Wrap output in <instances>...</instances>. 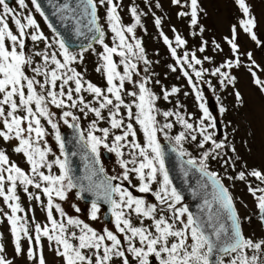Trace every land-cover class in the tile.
Here are the masks:
<instances>
[{"label": "snow or ice", "instance_id": "6c2138e0", "mask_svg": "<svg viewBox=\"0 0 264 264\" xmlns=\"http://www.w3.org/2000/svg\"><path fill=\"white\" fill-rule=\"evenodd\" d=\"M173 2L179 4L180 0H173ZM236 2L244 16L248 17L241 21V28L249 34L253 41L259 44L253 31L256 27V21L251 17L248 5L245 0H236ZM17 3L20 9H27L28 7L25 0H17ZM31 4L41 16H45L39 0H31ZM99 4L108 6L107 20L111 32L114 34L113 40L116 42L114 47L104 44V32L97 23L96 0H79L75 8L64 4L58 11L69 19L77 14V10H82L81 17L84 15L91 17L89 23L94 26V31L97 34L92 39L104 45L102 55L104 63L97 71L102 70L106 75L108 95L92 83H87L86 88L84 87L81 74L75 68L70 67L71 64L77 61L78 56L69 51L64 40L57 38L49 44L47 38L40 32L39 25L31 13L25 15L23 12H16L6 0H0V6H2L0 8V120L3 123L0 138H3L6 142L13 139L18 141V146L14 148V151L23 153L31 166L32 173V175H28L14 163H10L5 151L0 150V197L3 198L11 210V214H5V216L15 238L16 254L21 255L23 253L20 243L22 238L28 239L30 245L33 240V236L29 233L27 219L18 215V213L24 211L19 203L20 197L17 195V185L19 184L23 186V190L28 194L30 200L39 201L40 196H33L28 191L29 186L41 189L47 197V218L51 228L47 226L42 228L40 224H36L34 239L36 245L40 244L42 236L47 237L49 241H54L57 246L55 249L56 255L63 258L64 264H114L116 261H118V264H132L133 261L135 264H152L150 258L158 261V264H264V239L254 241L243 235L240 218L237 215L228 189L223 186L217 174L207 171L206 162L209 156L213 155V151L223 148L224 144L213 139L214 133L210 132L209 129H215L216 122L203 102L202 92L184 67L187 65V68L192 69L199 79L202 77L204 69L196 70L195 65H200L201 60L197 59L195 53L191 55V58H189L187 52L184 53L183 57H179L177 49L171 46V42L166 36L164 37V42L169 45L176 64L180 66L183 75L188 78L189 84L195 90L196 99L200 101L199 107L203 113L199 124L194 126L193 123L188 122L179 113L164 112L163 116L166 120L168 117L175 115L177 121L185 130L174 137H170L168 132L171 131L173 125L172 123H164L162 126H158L154 114L159 111L154 107L157 96L146 87L147 79H143L138 84V95L136 92L128 93V95L135 98L132 105L125 104L122 99L121 93L125 81L132 82V73L136 69V64L132 63L130 57L135 56L136 59L143 60L145 64L149 63L144 57L141 42L136 40L133 45L126 40L125 33L134 34V28L140 24V16L137 14L136 8L131 9L136 24L125 27L122 25L117 11L119 3H114L113 0H99ZM197 8L198 0H191L192 25L197 24ZM184 14L180 13V15ZM45 19L47 20L46 16ZM9 20L15 25L18 34L13 33L9 26ZM155 22L157 26L160 25L159 19ZM49 27L51 28L52 25L49 24ZM28 29L33 30L31 34L27 31ZM232 31L233 35L229 43L233 53H238L239 48L235 42V27ZM26 39H30L32 42L43 41L47 49H51L53 44H58L59 55L63 57V61L57 58L56 51L49 52L46 50L35 53L36 56L42 57L43 64L33 67L32 71L37 76L44 77L43 83L26 75V69L33 65L31 55L25 53ZM6 41L10 44H6ZM175 41L177 46L185 44V41L179 35L175 37ZM134 49L138 51H134ZM200 51H204V48L202 47ZM113 55L122 58L120 63L123 64V74L117 70L118 66L113 60ZM247 56L249 60H252L251 53H248ZM79 57L82 60V53L79 54ZM239 64L240 60L237 58L235 62L229 61L222 67L232 68L239 66ZM252 66H256L254 60ZM249 70H251V66ZM172 71H176V68L173 67ZM211 74H219L222 77L220 81L222 85L225 84V80L232 83L234 79L221 71L220 68H216ZM253 76H255V73H253ZM57 81H60L59 91L56 90ZM115 81H119V84L117 85ZM69 82H73L75 87H68L65 91V86H68ZM255 82L264 91V81L256 79ZM37 86L46 90V95L38 93L36 91ZM82 91L93 94L97 98L96 103L99 106L93 107L86 103L83 96H79ZM177 91V88H173L171 92L165 91L164 99L167 100L170 95ZM73 92L79 96L78 100L74 99ZM236 96L239 100L240 95L238 92ZM66 101L70 103H66ZM49 103L56 108H77L80 105L79 111L81 113H85V115L87 112L94 113L98 120L104 119L102 110L111 106L109 108L110 127L111 129H120L122 134H113L112 142L109 144L110 129L107 127L99 128L96 122H93L86 139H84L82 133L81 139L84 145L90 149V152L95 154L97 162L101 146L109 152H114L117 157L124 155L122 149H128L130 159L120 160V165L124 169L122 181H128L131 185L130 176L134 173L139 182L138 186L133 185L136 187V191L151 193L155 200L159 202V211L156 204H148L144 198L134 196L133 192L129 188L123 187L122 184L113 185L112 181L120 180L121 177H106L100 183L95 184V188L99 189L95 195L97 199H102L110 205L115 228L120 236L118 237L117 234L109 230H105L104 234H98L88 224L70 217L66 221L67 225L78 227L80 234L67 233L65 223L53 217V208L60 214V217H65L64 210L59 204H54L53 198L55 196L59 200H65L67 193L77 187L81 191H92L93 176L96 175V171L94 170L91 175L84 178L88 181V185L85 186L83 181L71 175L67 158L61 160L57 157L54 163L59 168L60 174H51L53 163L48 162L46 159L51 149L42 150L38 146L40 138L45 135L40 117L46 119L51 128L56 130V140L60 145L62 154L65 146L61 140L58 125L53 120L54 114L49 111L47 106ZM33 104L35 105V111L32 107ZM5 106L10 110L6 112ZM122 106L127 109L128 119L132 120L134 118L135 123L140 126L146 144L142 145L137 142V132L132 123L125 124L122 118H118ZM133 106L137 109L135 114L132 110ZM20 110L25 113L23 117L17 115ZM224 111L225 109L221 107L220 112L223 113ZM61 118L69 127L79 128V125L75 123L79 120V117L74 115L72 111H63ZM68 118H71L72 123ZM205 121H208L207 125ZM96 132H100L102 135L97 136L95 135ZM158 132L163 133L165 138L174 144L175 147L172 150L178 151L181 157L190 156L184 150L183 142L189 137L191 141H197V134L195 133L202 137V142L198 144L200 148H204L207 142H212V151L204 152L199 160L189 158L186 161L189 166L197 168L203 175L207 176L214 186L212 200L205 199L204 201L202 212L206 213V217L204 215L196 217L189 212L188 208L177 207L178 204H181V195L174 187H170L171 181L165 169V152L158 141ZM33 133L35 134V140L32 138ZM129 137H132V139L129 140ZM232 151H235V149L233 148ZM216 155H219V153H216ZM213 158L216 157L213 156ZM129 165H132V167H129ZM41 168H47L49 174L46 175L43 171H40ZM98 171L102 172L103 169L101 168ZM158 175H162L163 180L160 183L159 190L152 191V183L157 181ZM249 175L264 183V174L259 170L253 169ZM237 178L244 180L245 173L240 172ZM41 182H43V187ZM6 183L10 185L7 190H5ZM249 191L257 200L261 221L264 222V194L256 196L257 192L264 193V188L249 186ZM76 211L79 212L80 209L76 208ZM99 211L98 204L93 202L90 218L96 220ZM165 213L168 215H165ZM185 215L187 216L186 220L184 219ZM133 216L141 218L139 219L141 226H134ZM144 218L153 222L154 230H149L148 227L143 226ZM227 222H230V225ZM177 223L182 227H177ZM120 237L123 238V244ZM71 240H78V244H73ZM88 249L92 250L91 256L84 251ZM4 252L5 249L0 244V264H12L3 255ZM226 256L230 259L225 262L224 258ZM27 257L37 260V264H45L42 250L37 252L29 247Z\"/></svg>", "mask_w": 264, "mask_h": 264}, {"label": "rangeland", "instance_id": "374dc122", "mask_svg": "<svg viewBox=\"0 0 264 264\" xmlns=\"http://www.w3.org/2000/svg\"><path fill=\"white\" fill-rule=\"evenodd\" d=\"M114 3H119V7L117 9L118 14L121 19L122 25L125 27H130L136 24L134 17L131 14V9L133 7L136 8L137 14L140 16V24L136 25L134 28V34L125 33L126 40L129 43L135 44V41L139 38L148 37L147 40H140L142 43V47L144 49V57L149 61L148 64H145L143 60L136 59L135 56H131L130 59L132 63L136 64V69L132 73V82L128 81L125 83V91L122 96L124 97V101L126 104L132 105L135 98L133 96L128 95L129 92H136L139 94L138 84L143 80L147 79L148 83L146 87L150 89V91L157 95L160 86L157 87L154 82L157 80L160 84H165L169 82V78L171 76H166L165 68L166 65H171L176 68L174 61L171 60L170 56H166L165 51L160 42L159 34L156 30V20H160V33H163V38L166 36L168 40L171 42V46L178 50H183L181 46H177L175 37L179 35L184 41L186 48H190L192 44H196V48L204 46L206 49L214 48V46L221 48L224 52V55L230 57L229 50H227L226 45L231 47L229 41L232 39L233 35V27L236 29V44L238 45L239 52L235 53L237 58L240 60V65L243 66L239 71H231V76L234 77L235 83L232 88V91H225L224 93L228 96L229 101L230 97L234 93H239L240 99L238 100L240 103L237 104L236 109L232 107V103H229L231 106V121L233 123V132L230 135L233 136L235 146V151L232 153H227V158L223 159L226 162V165L222 167V178L224 187L228 189L229 194L231 195L237 215L243 221L242 225V233L246 238H251L254 241H259L264 239V232L261 230L258 221L256 220V215L258 213L257 200L249 191V186L252 188H264V183L257 180L255 177L249 175V173L255 169L259 170L262 174H264V91L261 90V87L256 84V79L264 81V0H245L246 4L249 7L250 12L252 13V18L256 21V37L257 41H250L246 35H243L240 29L238 28V22L240 19H245L243 13L236 2V0H198V12H197V24L192 25L191 23V0H180L179 4L173 2V0H113ZM25 3L28 5L27 9H20L17 0H12L11 8L16 12H23L25 15L31 13V15L36 20L39 25L40 32L47 38V42L51 44L53 42V38H51V34L45 27L42 22L40 16L36 12L34 6L31 4L30 0H25ZM97 3V18H99V27L104 32V44H107L109 47L116 46V42H114L113 37L114 34L111 32L110 25L107 20V5L101 6L99 4V0H96ZM2 8V6H0ZM180 13H185L184 15H180ZM145 19V21H143ZM239 19V20H238ZM134 20V22H132ZM22 22H24L22 20ZM9 26L12 29L14 34H18L15 25L9 20ZM202 29V30H201ZM30 34L33 31L32 29L27 30ZM118 42V41H117ZM25 43L30 44V48H25L26 55H31L33 59V65L26 69V75L29 77H34L36 80H39L43 83L44 77L37 76L33 71V67H38L43 64L42 57L36 56V52H44V51H56L57 58L63 61V57L59 55V48L56 44H53L51 49L46 48V44L43 41L32 42L30 39H26ZM6 44H10V42L6 41ZM104 45L99 42L95 44L90 51L89 55L82 56V60L78 56V59L75 63L71 64L70 67L75 68L77 72L81 75L83 74V70H86L87 73V81L92 83L95 78V72L93 70V64L89 59L95 58L97 62L101 64L104 63L102 60V55L104 53ZM232 50V49H231ZM134 51H138L135 50ZM233 52V51H232ZM252 54V60L248 59L247 54ZM121 57L117 55H113V60L117 64V70L123 74V64L120 63ZM255 61L256 66H252V61ZM171 62V64H170ZM251 66V70L250 69ZM54 67V66H50ZM147 69V70H145ZM176 75L178 74L182 78L177 81V87L179 90V94L176 95L173 101L176 103V106L181 110V114L184 116H193V120L197 122V120L201 116L197 111V108L200 109L199 104L200 101L196 99V92L193 89L192 85L189 84L188 78L183 74H180V70L176 68ZM255 73V76H253ZM156 74V78L154 75ZM159 74V75H158ZM165 75V77H164ZM170 82H173L170 78ZM93 84V83H92ZM197 84V82H196ZM60 81H57V91H59ZM68 87L74 88L75 85L73 82H69L68 86H65V91H67ZM197 87L200 89L203 95V102L211 113L213 119L215 121H219L220 118V109L218 108V99L211 93L206 92L201 85L197 84ZM36 91L38 93L46 94V90H43L37 86ZM26 92V89H25ZM74 93V92H73ZM90 96V93L88 94ZM181 97L186 98L188 100L184 101ZM84 100L86 99L83 96ZM164 96H159L157 102H155V109L162 110L166 106V100H163ZM235 98V97H234ZM18 101V97L16 98ZM79 99V97H77ZM177 99V100H176ZM221 100V99H220ZM138 102V101H137ZM221 103L222 100L220 101ZM198 105V106H197ZM50 106L52 109L51 105ZM33 110L35 111V105H32ZM6 112L8 109L5 106ZM124 110V109H123ZM133 113L137 111V109L133 106ZM174 110V109H172ZM228 110V107H227ZM51 113H53L50 110ZM106 113V112H105ZM18 116L23 117L25 113L20 110L17 112ZM107 115V113H106ZM199 116V117H198ZM125 124L132 123L134 129L137 132V142L142 145L146 144L145 137L143 135V131L140 129V126L135 123V119H128V116L122 117ZM70 122V118H68ZM41 125L44 128L45 135L43 138L39 140V147L42 150L51 149L48 152L47 157L52 155L54 158L59 157L61 159V151L59 143L56 140V130L51 128V125L48 124L47 120L41 118ZM54 122L58 125V130L66 128L67 124L63 121H57L53 117ZM101 128L103 124L101 123ZM194 121L192 123H194ZM93 121L87 119L86 124L91 125ZM26 127V124L24 125ZM109 128L110 125H108ZM0 130H3V123L0 120ZM117 132L110 131L109 137H113V134H118ZM210 132H213L214 138H219V135L215 134L214 129H209ZM121 132V130H120ZM83 137L86 139L88 134V128L86 132L83 131ZM160 134H162L160 132ZM159 134V135H160ZM102 133H98V136H101ZM33 140H35V134H32ZM157 138L159 142L167 141L170 143L168 139H160L158 134ZM129 140L132 137L128 138ZM224 137L222 136L219 139V143L224 144ZM110 142V139H109ZM111 143V142H110ZM160 143V144H161ZM174 146L172 143H170ZM18 146V141L13 139L10 141H4L3 138H0V150L5 151L6 155L9 158L10 163H14L21 170H23L26 174L32 175L31 166L27 161V158L23 155V153H16L14 148ZM224 149V147H223ZM108 151L102 146L99 148V160L102 166V169L107 177H121L120 180H116V184H122L123 187L129 188L130 191L133 192L134 196L139 198H144L148 204H156L159 211V202L155 200V197L151 195V193H140L136 191V187L138 186V180L135 178V174H131L130 179L132 184L129 185L128 181H122V173L124 169L120 165V160H128L130 156L128 154V149H122L124 155L122 157H117L114 152L110 153L109 162H105L101 159L100 154L102 151ZM191 152V151H190ZM193 158H197L198 160L202 158L203 153L200 151H192ZM46 157V158H47ZM51 157V156H50ZM49 157V158H50ZM186 159V158H185ZM62 160V159H61ZM188 160V159H187ZM220 166H222L219 163ZM132 167V165H129ZM240 172L245 173V179H238V175ZM53 175H59V173H54ZM226 178V179H225ZM162 175L157 176V181L152 183V191H157L160 188V183L162 182ZM226 180V181H224ZM42 183V187L43 182ZM28 191L33 194V196L39 195L40 200L37 201L35 199H29V205H26L27 211H29V215L33 220V228H35L36 224H40L43 228L47 226L51 228L50 222L47 218V197L43 194L41 189H36L34 187L29 186ZM264 193L257 192L256 196L262 195ZM54 204H59L61 208L65 212V217H60V214L52 209L53 217L58 221H65L69 217L73 219H79L83 223L88 224L93 228L98 234H104L105 230L113 231L114 234H117L118 237L120 234L116 231L114 217L112 216L111 224L105 225L101 221V210L97 213V219L92 220L90 218L91 215V206H83L79 203L76 194L73 190L67 193V198L65 200H59L54 196ZM183 206L178 204L177 207ZM76 208H79L80 211L77 212ZM1 209V207H0ZM165 215H168L165 213ZM187 216L185 215L184 219L186 220ZM139 219L135 216L132 217V221L134 226H141L139 223ZM171 222V221H170ZM4 228L0 229V244L3 245L5 252V258L10 260L12 264H37V260L29 259L27 257V251L29 247H32L37 252H43L45 258V264H64L63 259L56 255V245L55 242L52 244H47L44 241V237H41L40 244L36 245L35 239L33 237L34 243L29 244L28 239L22 238L20 243L23 249V253L21 255H17L15 252V238L12 235L11 227L8 224V221L3 225ZM148 227L149 230H154L153 222L144 218V225ZM177 227H182L177 223ZM80 230L78 227L69 225L67 232H75L77 233ZM30 234L31 231L29 232ZM122 244L124 243L123 238ZM74 244V242H72ZM106 243H109L106 241ZM126 247V244H125ZM90 251V252H89ZM92 250L88 249L86 254L91 256ZM131 259V258H130ZM152 264H158V261H155L153 258ZM114 264H118V261L114 262ZM132 264H135L133 261Z\"/></svg>", "mask_w": 264, "mask_h": 264}, {"label": "trees", "instance_id": "16d2710c", "mask_svg": "<svg viewBox=\"0 0 264 264\" xmlns=\"http://www.w3.org/2000/svg\"><path fill=\"white\" fill-rule=\"evenodd\" d=\"M197 12H198V10H197ZM241 13H243V12L241 11ZM250 14H252V13L250 12ZM197 17H198V15H197ZM247 18L248 17H245V19H247ZM245 19H240V20L238 19L239 20L238 28L240 29V31L242 32L243 35L247 36V38L249 39V42L250 41L253 42V40L251 39L249 34L245 33L243 31V29L241 28V26H240L241 25V21L245 20ZM98 20H99V18H98ZM143 21H145V19ZM132 22H134V20ZM156 30H157V33L159 34L160 41L165 45L166 49L168 50V55H171V49H170L168 44H165L163 35H161V33H160V27L157 26V25H156ZM253 31L255 32V28L253 29ZM255 34H256V32H255ZM51 38H53L52 35H51ZM139 39L140 40L142 39V41H143V40H147L148 37L146 36V37L139 38ZM54 40L55 39L53 38V41ZM56 45L58 46V44H56ZM141 46H142V43H141ZM181 47H182L183 50H178L177 51V55L179 57H183L184 53L187 52L189 54V58H191V55L193 53H195L197 59L201 60V64L200 65H195L196 70H200L201 68L204 69L203 75L199 79L195 76V73L192 71V69L187 68V65L184 66L185 69L192 76L193 82L194 83L197 82V84L201 85V87H203V89L206 92H211L216 97V99L219 100L218 101V108L220 109L221 107H223L225 109V111L223 113L220 112V118H219V123H220V126H221L222 135L219 138H214L213 137V139L216 142H219L220 141L219 139H221L222 136L224 137V139H223L224 140V149L221 148V149L213 151V155L209 156V159L206 162L207 163V171L217 174V177L220 179L221 183L224 185L223 178H222L223 174H222L221 171L223 169L222 167H224L226 165V162L223 161L222 158L223 159L227 158V153H232V149L235 146V142H234L233 136L230 135V133L233 132V123L231 121V113H232L231 109L232 108L229 105V103H232V107H234L236 109L237 104H239L240 102L237 99L236 93H234V97L235 98L233 97V95L230 97V99H231L230 101H229L228 96L224 93L225 91H232V88H233L234 83H235V79H233L232 83H228V81L225 80V84L222 85L220 83L222 77H220L219 74L212 75L211 73L213 71H215L216 68H220L221 71L227 73V75L229 77L234 78L233 76L230 75L232 73L231 71H239V70H241L244 67L241 66L240 64H239V66H234L232 68L222 67V65H225L227 62H229V61L235 62V60L237 59V56L231 50L232 48L229 47L228 45H226V48H227V50H229L230 57L224 55L225 51H222L221 48H218V47H216L214 45H213L214 48L210 47L209 50L206 49L204 46H202L204 48V51H200V49L202 47H199V48L197 47L196 48V44L195 43L192 44L191 47L188 48V49L186 48V46H181ZM26 48L27 49L30 48V44L29 43L26 44ZM91 52L92 51L82 52V56L87 55V54L89 55V53H91ZM73 54H77V56H79L80 53H73ZM170 58H171L172 61H174L175 65H176V68L178 70H180V72H181L180 74H183L181 69H180V66H178L176 64L175 58H173L172 55L170 56ZM90 61L93 64V70H94L95 75H96L95 78H94V81L92 82L93 85L96 86V87L101 88L102 91H104V93L106 95H108V93L106 91L107 87H108L106 75L104 74V72L102 70L101 71H97V69L100 68L102 64L100 62H97L95 60V58L89 59V62ZM170 64H171V62H170ZM172 68H173L172 64L171 65H166L165 72H166V76H171L170 78L172 79L173 82H170V78H169V82L165 83V84H160L157 80L154 82V84H156L157 87L160 86V90H159L158 94L156 95L157 99H158L159 96H164V92L165 91L171 92V90L173 88H176L177 87V81L180 78H182L178 74L176 75L177 72L176 71H172ZM153 75H154V78H156V74H153ZM81 76L83 77L84 87L86 88L87 83H89V82L87 81V73H86L85 69L83 70V74ZM164 77H165V75H164ZM115 83H117V85H118L119 81H115ZM122 91H125V88ZM88 94H89L88 92L82 91L79 94V96H85V98H86L85 102L86 103H89L93 107H98L99 105L96 103V99L97 98L93 94H90V96H88ZM123 94H124V92H123ZM178 94H179V90L176 93L170 95L166 101L163 98V100L166 102V106L162 110L158 109L159 111L154 113L156 115V120L158 122V126H162L164 123H172L173 127H172L171 131L168 132V135L170 137H174V136L178 135L180 132L185 131L183 126L177 121L175 115H173L171 117H168L167 120L163 116L164 112H169V111L173 112V113H179L180 115H182L181 114V110H179V108L176 106V103L173 101L174 97L176 95H178ZM79 96L75 92L73 93L74 99H77V97H79ZM110 98H113V97L110 96ZM182 98L183 97H181V99ZM122 99L124 101V97ZM220 99L222 100L223 103L220 102L221 101ZM113 100H114V98H113ZM182 100L186 101L188 99L186 97V98H183ZM155 102H157V100ZM66 103H70V102L66 101ZM114 103H115V101H114ZM49 105H51V104L49 103ZM51 107H52V109L50 108V106H48L49 111L51 110L53 112V114H54L53 117L57 121H60V120L63 121V119L61 118L63 111H72L74 115L78 116L79 120L77 122H75V123H77L79 125V129H80L81 133H83V131L86 132L87 128H88V132L90 130V126L91 125H87L86 124L87 119H89V120H91L93 122H96L97 127L101 128L100 120H98L95 117L94 113L87 112V110H85V112H87L86 115H85V113H81L79 111V107H81L80 105H78L77 108H56L53 105H51ZM227 107H228V110H227ZM109 108H111V106H109ZM109 108H105V109L102 110V116L104 117V119L101 121V123L103 124L102 128H104V127L109 128V126H108V125H110ZM195 108L197 109V111L199 113V116H201V118H202V116H203L202 110L197 108V107H195ZM172 109H174V110H172ZM113 111H114V109H113ZM105 112L107 113V115H106ZM126 115H127V109L121 107L120 116L118 118H122L123 116L125 117ZM182 116H184V115H182ZM41 118H43V117H41ZM184 118L187 119L188 122H190V123H192L194 121L193 120V116H184ZM70 120H71V118H70ZM199 120H200V118L197 120V122L194 121V123H193L194 126L199 124ZM205 124L207 125L208 121H205ZM109 129H110V131L112 130L113 132H117V129H111V128H109ZM165 131H168V130H165ZM96 133H100V132H96ZM118 134H122V131L120 132V130H119ZM157 134H158L160 139L161 138L162 139H166L163 133L160 134V132H158ZM195 134H197V141H191V139L189 137V139H187V140H185L183 142L184 150L187 153L190 154V156H184V158H186V159L193 158V155L191 153L192 151H195V152L196 151H200L201 153H204L206 151H212L213 150V144H212L211 141L207 142L205 144L204 148H200L198 146V144L200 142H202V137L198 133H195ZM137 139L138 138L136 137V140ZM110 142H112V140ZM110 142H109V144H111ZM173 147H175V146H173ZM216 153H219V155H216ZM50 156H48L46 159H47L48 162H52L53 163V168L51 170V174H54V173H57V172L60 174L59 168L54 163L56 158H54V156H52V155H50ZM213 156H215L216 158H213ZM193 159L198 160L197 158H193ZM219 163L222 166H220ZM40 171H43L46 175L49 174L47 168H41ZM37 180H38V177H37ZM224 181H226V180H224ZM9 186L10 185L6 183L5 184V190H7V188ZM17 195L20 197L19 203H20L21 207L24 210L23 212L18 213V215L21 216V217H25L27 219V225H28L29 232L31 231V233H32L31 235L34 237L35 236V228H33V225H34L33 224V220H32V217L29 215V211L26 210V208H28L26 205H29L28 194L24 192L23 186H21L19 184L17 185ZM0 207H1V209H0V229H3L4 228L3 225L8 221L6 216H5V214L10 215L11 214V210L8 207V205L4 202L2 197H0ZM66 221L67 220H65L64 223H65L66 229H68L69 225H67ZM240 222H241V228H242L243 221L240 219ZM8 224H9V222H8ZM50 226H51V224H50ZM67 233L70 234V233H73V232H67ZM76 234L79 235L80 234V230H78V232ZM44 241L47 244L54 243V241H49L47 239V237H44ZM71 242H74V244H78V240H71ZM32 243H34L33 240H32ZM84 251L87 252V250H84ZM224 259H225V262H226L228 259H230V257L226 256ZM63 263H64V261H63Z\"/></svg>", "mask_w": 264, "mask_h": 264}, {"label": "water", "instance_id": "95a60500", "mask_svg": "<svg viewBox=\"0 0 264 264\" xmlns=\"http://www.w3.org/2000/svg\"><path fill=\"white\" fill-rule=\"evenodd\" d=\"M6 2L11 7L12 0H6ZM39 2L47 17L46 20L45 16H41L38 12L45 26L55 39L59 38L65 41L71 53L86 51L85 49L89 50L97 42L92 39L97 34L94 31V26L89 23L90 16L84 15L81 17L82 10H77V14L69 19L58 11L64 4L75 8L79 0H39ZM49 24L52 25L51 28ZM215 132L217 135L221 134L217 122ZM59 133L65 146L64 153H61L62 160L67 158L71 175L83 181L87 186L88 181L84 178L91 175L94 170L96 171V175L93 176L92 191H81L79 187L72 189L79 203L83 206H91L93 202L97 203L101 210V221L105 225L110 224L112 220L110 205L102 199H97L95 195L99 191L95 188V184L100 183L107 177L103 171H98L102 168L99 159L97 162L95 154H92L90 149L84 145L78 129L67 126L65 129H60ZM161 145L165 152V169L171 181L170 187H174L181 195L183 207L188 208L190 213L196 217L202 215L206 217V213H203L202 209L204 208L205 199L212 200L214 192L212 182L197 168L189 166L186 163L187 160L176 151H173V147L169 143L162 142ZM101 158L105 162H109V152L103 151ZM112 183L116 185V180H113ZM256 219L264 232V222L261 221L259 210ZM227 223L230 225V222Z\"/></svg>", "mask_w": 264, "mask_h": 264}, {"label": "flooded vegetation", "instance_id": "af4514ba", "mask_svg": "<svg viewBox=\"0 0 264 264\" xmlns=\"http://www.w3.org/2000/svg\"><path fill=\"white\" fill-rule=\"evenodd\" d=\"M109 139H111V140H112V139H113V137H109Z\"/></svg>", "mask_w": 264, "mask_h": 264}]
</instances>
